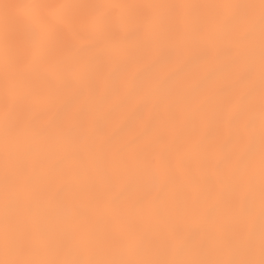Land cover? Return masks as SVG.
<instances>
[{"label": "snow or ice", "instance_id": "obj_1", "mask_svg": "<svg viewBox=\"0 0 264 264\" xmlns=\"http://www.w3.org/2000/svg\"><path fill=\"white\" fill-rule=\"evenodd\" d=\"M0 8V264H264V0Z\"/></svg>", "mask_w": 264, "mask_h": 264}, {"label": "bare ground", "instance_id": "obj_2", "mask_svg": "<svg viewBox=\"0 0 264 264\" xmlns=\"http://www.w3.org/2000/svg\"><path fill=\"white\" fill-rule=\"evenodd\" d=\"M29 2H32V0H0V6H2L5 3L23 4V3H29ZM2 26H3V12H2V8H0V28H2ZM127 112H128V109L124 108V109H121V110L113 113L111 120H110L111 130L115 131L116 129L120 128L121 125L124 124L126 117H127ZM136 130H138V129H134L131 131H136ZM129 131H130V129L125 127L121 134L122 135L127 134V133H129ZM58 151H59V149L54 147L49 152V158H54Z\"/></svg>", "mask_w": 264, "mask_h": 264}]
</instances>
